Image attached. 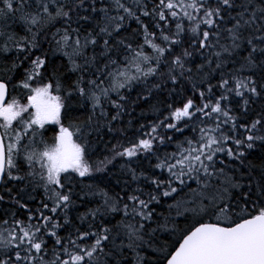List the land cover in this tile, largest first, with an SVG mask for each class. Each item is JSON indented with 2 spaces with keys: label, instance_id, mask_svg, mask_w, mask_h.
<instances>
[{
  "label": "snow or ice",
  "instance_id": "1",
  "mask_svg": "<svg viewBox=\"0 0 264 264\" xmlns=\"http://www.w3.org/2000/svg\"><path fill=\"white\" fill-rule=\"evenodd\" d=\"M6 197L0 264H264V0H0Z\"/></svg>",
  "mask_w": 264,
  "mask_h": 264
},
{
  "label": "trees",
  "instance_id": "2",
  "mask_svg": "<svg viewBox=\"0 0 264 264\" xmlns=\"http://www.w3.org/2000/svg\"><path fill=\"white\" fill-rule=\"evenodd\" d=\"M16 31L19 32L20 28L17 27ZM56 63L57 64H61V63H63V61L57 60ZM10 91H11V86H10ZM13 94L19 96V93H13ZM163 99H164V96L160 95L157 98L152 99L151 103L152 104H156L158 102V100H163ZM169 102H172V101H169ZM175 106H179V105L177 104ZM141 112H143V115H141ZM164 114L166 115L167 112L165 111ZM87 116H88V112L87 111H83V110H79V111H76V112L73 113V117L78 119V120H81V121L86 119ZM156 118H157V114L150 110L149 105L142 104L141 107H138V108L135 109V111L131 114V116H126L124 118V123H122L120 126L121 127L127 126V121L131 120L132 121V130L129 131L128 135H129V137H132L134 135L135 128H137L139 126V124L142 123V124L147 125L150 121L156 120ZM160 118H162V117H160ZM46 128L48 129V131L46 132V139H48V141L51 143V138L58 131V126L55 125V124H49V125H46ZM169 134H171V133H169ZM185 134L186 135H191V133L188 132L187 130H186ZM106 139H110V137H106ZM117 139H123V138L122 137H117ZM113 143H115V141H113ZM109 147H111V145H109ZM169 150H172V149L169 148ZM108 154L109 153L106 150H103V146L100 145L99 149L95 152V154L86 157V159H87L88 163L95 164L96 161L103 159L104 156H107ZM257 155H259V154H257ZM250 158L253 159L254 162H256V163L260 162L256 157H250ZM120 163H123V161L122 160L117 161L116 162V167H113V166L109 165V171H110L111 174L96 173V175L98 177H106V180H105L104 183H101L100 180H97L96 183H99L100 187H108L109 186L108 185V181H111V185L115 186L116 179H121V180L129 179V177H127V176H121L120 175V173H119V164ZM133 166H135V165H133ZM81 179L84 181V183H92L93 182V181L88 180L87 178H81ZM115 190L119 191V187H116ZM36 195L42 197V195H43L42 190L38 191L36 193ZM90 199H98V197L97 198H90ZM165 200H166L167 203H171L172 202L171 200H168L167 198H165ZM35 203L36 202L30 203V206H35ZM7 207H9V204L7 202V197H6L5 202L0 204V213H2L3 209L7 208ZM79 210H80V212H83L85 210L84 205H81ZM158 211L165 212V214H167V212H166V204L163 201L161 203V206L158 208ZM162 238L163 239H167V236L166 235L162 236Z\"/></svg>",
  "mask_w": 264,
  "mask_h": 264
},
{
  "label": "rangeland",
  "instance_id": "3",
  "mask_svg": "<svg viewBox=\"0 0 264 264\" xmlns=\"http://www.w3.org/2000/svg\"><path fill=\"white\" fill-rule=\"evenodd\" d=\"M22 102H24V101H22Z\"/></svg>",
  "mask_w": 264,
  "mask_h": 264
}]
</instances>
